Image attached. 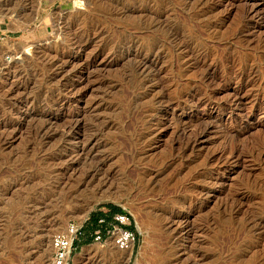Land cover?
I'll return each mask as SVG.
<instances>
[{"label": "rangeland", "instance_id": "obj_1", "mask_svg": "<svg viewBox=\"0 0 264 264\" xmlns=\"http://www.w3.org/2000/svg\"><path fill=\"white\" fill-rule=\"evenodd\" d=\"M105 205L70 264H264V0H0V264Z\"/></svg>", "mask_w": 264, "mask_h": 264}, {"label": "built area", "instance_id": "obj_2", "mask_svg": "<svg viewBox=\"0 0 264 264\" xmlns=\"http://www.w3.org/2000/svg\"><path fill=\"white\" fill-rule=\"evenodd\" d=\"M98 228L91 234L93 243L103 245L109 239L111 244L120 251L133 249L137 234L132 231L131 219L126 211L115 214L111 221L99 220ZM82 228L77 223L70 222L65 231L53 236L50 243L51 254L46 264H70L75 244L80 241ZM103 228L106 229L105 236Z\"/></svg>", "mask_w": 264, "mask_h": 264}, {"label": "trees", "instance_id": "obj_3", "mask_svg": "<svg viewBox=\"0 0 264 264\" xmlns=\"http://www.w3.org/2000/svg\"><path fill=\"white\" fill-rule=\"evenodd\" d=\"M123 213V210L114 205H105L99 208L95 213H92L89 221L82 228V236L80 238L82 245H89L92 243L91 234L99 227L98 222L101 219H104L106 222L111 221L112 217L115 214ZM134 231L133 225L130 227ZM106 229L103 228V234L105 236ZM80 242V241H79ZM77 242V243H79ZM76 243V244H77ZM78 244L76 245V247Z\"/></svg>", "mask_w": 264, "mask_h": 264}, {"label": "bare ground", "instance_id": "obj_4", "mask_svg": "<svg viewBox=\"0 0 264 264\" xmlns=\"http://www.w3.org/2000/svg\"><path fill=\"white\" fill-rule=\"evenodd\" d=\"M92 203H94V202H92ZM120 251V250H119ZM130 251V250H129ZM44 258V253L43 252H41L40 253V255L38 256V260L40 261V260H42Z\"/></svg>", "mask_w": 264, "mask_h": 264}, {"label": "water", "instance_id": "obj_5", "mask_svg": "<svg viewBox=\"0 0 264 264\" xmlns=\"http://www.w3.org/2000/svg\"><path fill=\"white\" fill-rule=\"evenodd\" d=\"M92 212V211H91ZM91 212L89 213V215L91 214Z\"/></svg>", "mask_w": 264, "mask_h": 264}]
</instances>
